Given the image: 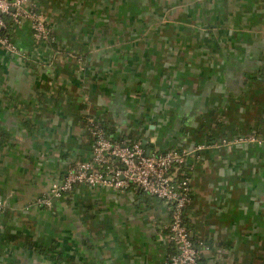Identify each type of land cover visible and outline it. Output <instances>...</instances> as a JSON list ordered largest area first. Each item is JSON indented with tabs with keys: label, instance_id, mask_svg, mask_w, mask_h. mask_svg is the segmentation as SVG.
I'll list each match as a JSON object with an SVG mask.
<instances>
[{
	"label": "crops",
	"instance_id": "crops-1",
	"mask_svg": "<svg viewBox=\"0 0 264 264\" xmlns=\"http://www.w3.org/2000/svg\"><path fill=\"white\" fill-rule=\"evenodd\" d=\"M257 1H27L51 38L23 20L20 54L0 46V264L169 263L170 212L139 189L35 204L90 159L89 119L185 151L200 264H264V39L235 25L262 24Z\"/></svg>",
	"mask_w": 264,
	"mask_h": 264
},
{
	"label": "built area",
	"instance_id": "built-area-1",
	"mask_svg": "<svg viewBox=\"0 0 264 264\" xmlns=\"http://www.w3.org/2000/svg\"><path fill=\"white\" fill-rule=\"evenodd\" d=\"M28 0H0V46L20 54L4 33L6 18L14 25L29 20L36 41L49 42L50 29L44 18L27 6ZM87 128L92 139L91 157L77 162L64 176L53 183L46 198L37 199L39 207L51 208L52 198H60L75 184L112 186L119 189L136 188L146 196L162 201L170 212L167 241L175 248L168 264H200L201 252L209 250L205 241H194L185 222L190 202V178L183 150H148L146 141L114 140L102 124L89 119Z\"/></svg>",
	"mask_w": 264,
	"mask_h": 264
},
{
	"label": "rangeland",
	"instance_id": "rangeland-1",
	"mask_svg": "<svg viewBox=\"0 0 264 264\" xmlns=\"http://www.w3.org/2000/svg\"><path fill=\"white\" fill-rule=\"evenodd\" d=\"M257 3H259L257 1ZM260 3H262V7H264V0H260ZM259 3V6L261 5ZM264 11V9H263ZM241 27V29H244V32L251 31L254 33L255 36H257V40H263L264 39V20L262 21V24L259 26L256 25L255 23H249L248 25L243 24V22H237L235 25H238ZM238 27V26H237ZM236 37V36H235ZM236 39V38H235ZM239 39V38H238ZM244 139V138H242Z\"/></svg>",
	"mask_w": 264,
	"mask_h": 264
},
{
	"label": "trees",
	"instance_id": "trees-1",
	"mask_svg": "<svg viewBox=\"0 0 264 264\" xmlns=\"http://www.w3.org/2000/svg\"><path fill=\"white\" fill-rule=\"evenodd\" d=\"M6 27H5V29H4V33H7V35H9L10 34V31L12 30V28L15 26L14 24H13V22H12V20L10 19V17H7L6 18ZM102 126H103V128H104V130L106 131V133H107V135H109V136H111V132H110V130H107V127L104 125V124H102ZM112 137V136H111ZM114 139V138H113ZM114 140H118V139H114ZM186 220V219H185ZM192 238V237H191ZM174 252H175V248L173 247V254H174ZM203 256L200 254V258H199V263L200 262H202L203 261V258H202Z\"/></svg>",
	"mask_w": 264,
	"mask_h": 264
}]
</instances>
